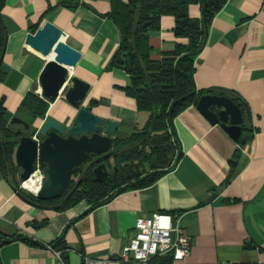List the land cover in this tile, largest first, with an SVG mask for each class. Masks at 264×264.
<instances>
[{
	"label": "crops",
	"instance_id": "1",
	"mask_svg": "<svg viewBox=\"0 0 264 264\" xmlns=\"http://www.w3.org/2000/svg\"><path fill=\"white\" fill-rule=\"evenodd\" d=\"M64 1L78 6L69 8ZM110 2L4 1L2 62L9 71L3 80L0 75V100L8 125L28 92L40 96L38 77L47 59L24 41L27 33L50 21L61 30V40L81 53L72 75L90 85L83 107L118 121L114 140L143 128L147 115L125 91L129 75L110 68L121 42L108 17ZM188 14L199 19L201 10L193 4ZM174 25L173 16L162 15L159 28L146 32L152 60L187 42L175 36ZM194 67L197 91L233 93L246 104L249 119L239 140L191 104L172 120L180 153L171 169L149 186L125 190L91 209L86 202L62 211L37 208L0 171V235L9 239L0 244V264H58L48 245L62 237L65 264L115 257L128 243L136 218L155 212L175 215L174 223L191 237L188 255L175 264H264V0H226L207 28ZM48 104L45 117L59 122L70 124L77 113L62 96ZM42 121L36 119L34 126ZM149 264L173 263L165 254Z\"/></svg>",
	"mask_w": 264,
	"mask_h": 264
},
{
	"label": "trees",
	"instance_id": "2",
	"mask_svg": "<svg viewBox=\"0 0 264 264\" xmlns=\"http://www.w3.org/2000/svg\"><path fill=\"white\" fill-rule=\"evenodd\" d=\"M5 0H0V57L4 51L7 31L1 20V8ZM226 0H111L108 17L117 25L121 33V42L115 52L110 68L124 70L130 78L131 85L125 89L133 97L139 112L146 113L147 119L143 128L133 132L127 139H115L120 146L114 159L115 166L110 175L101 182L95 180L91 171L82 173L80 185L72 195L57 205L52 200L42 201L28 192L18 188L16 175L18 167L14 161V149L21 135L19 130L13 131L3 118L5 108L0 100V171L10 178L12 188L26 199L47 205L62 211L84 200L90 209L109 201L115 195L128 190L146 187L156 181L173 166L177 159L178 141L173 131L172 120L187 106L197 104L203 94H219L229 96L245 112L246 104L233 93H215L214 91H197L193 81L195 71L194 58L201 51L207 28L217 11ZM64 6L75 8L76 2L64 1ZM196 4L201 10L199 19L188 14L190 5ZM162 15H171L175 25V36L186 38V43H177L172 51L166 52L159 60L149 56L150 45L146 32L159 28ZM144 23H147L144 26ZM1 75V71H0ZM48 102L34 92H28L18 112L29 115L28 122L17 115L29 126L36 119H44ZM247 107V106H246ZM31 123V124H30ZM34 127V126H33ZM35 131V127L33 132ZM31 136V135H29ZM44 170L45 164L40 161ZM122 164V166H120ZM82 170V166L74 168ZM0 244L9 241L0 235ZM25 241L28 239L24 238ZM39 245L35 241H30ZM61 251L62 257L67 251L63 237L49 245Z\"/></svg>",
	"mask_w": 264,
	"mask_h": 264
},
{
	"label": "water",
	"instance_id": "3",
	"mask_svg": "<svg viewBox=\"0 0 264 264\" xmlns=\"http://www.w3.org/2000/svg\"><path fill=\"white\" fill-rule=\"evenodd\" d=\"M146 24L144 23V26ZM61 33L57 26L45 21L34 32L27 33L24 41L25 46L47 59L38 77L40 96L48 103H53L63 93L64 101L77 109L70 124L45 117L35 130L38 140L29 135H21L18 139L14 161L19 169L18 178L21 182L33 176L36 159L46 165L40 188L35 193L42 201L52 200L66 193L74 168L87 162L90 154H101L86 167L92 168L95 180L101 182L108 176L104 160L117 153V150L110 149L119 123L97 116L83 107L90 85L72 75V69L78 63L81 53L62 41ZM2 59L3 53L0 57L3 80L9 67ZM68 81L70 85L67 86ZM196 108L211 124H218L223 128L234 141L239 140L242 125L245 119H249L248 108L245 106L243 112L233 99L226 95L203 94L198 98ZM9 124L30 129L29 124L18 116H14ZM80 182L81 179H78L63 202L72 195ZM19 196L37 208H50ZM249 246L251 245L248 244L247 247Z\"/></svg>",
	"mask_w": 264,
	"mask_h": 264
},
{
	"label": "built area",
	"instance_id": "4",
	"mask_svg": "<svg viewBox=\"0 0 264 264\" xmlns=\"http://www.w3.org/2000/svg\"><path fill=\"white\" fill-rule=\"evenodd\" d=\"M34 138L37 139L35 136ZM33 175L39 177L40 188L43 169L39 159L34 161ZM20 187L25 189L23 182ZM174 217L175 215L162 212L137 217L133 233L119 255L111 258L84 257L82 264H149L153 257L165 254H169L175 264L188 255L191 237L177 222L174 223ZM48 247L51 248L49 245ZM52 250L58 264H65L61 251Z\"/></svg>",
	"mask_w": 264,
	"mask_h": 264
},
{
	"label": "rangeland",
	"instance_id": "5",
	"mask_svg": "<svg viewBox=\"0 0 264 264\" xmlns=\"http://www.w3.org/2000/svg\"><path fill=\"white\" fill-rule=\"evenodd\" d=\"M62 95H63V93H61L60 96H62ZM17 115L24 117L25 120L28 121V122L31 120V117L29 115L23 114L22 112H17L15 116H17ZM34 125H35V123H33V126ZM33 126L31 125V127H30L29 130L24 129L21 125H15L12 128H13V131L14 130H19L20 133L23 134V135H31V136L34 137L35 136V131L33 132V129L35 127V130H36V126H34V127ZM14 151H15V149H14ZM13 156H14V153H13ZM109 163H110V165H114L116 167L119 166V163L117 162L116 159H114V157L111 158V160L109 161ZM120 166H122V164ZM80 171H81V168L80 169H76L75 172H73V174L71 176V180H70V189H72L74 187L75 183L77 182L78 178L80 177ZM111 172H112V169H111V166H109V175H110ZM16 184H17L18 188L21 189L22 191H24V192L26 191V192L30 193L26 189H23V188L20 187L21 181L19 180L18 175H16ZM30 194L34 196L33 193H30ZM60 201H59V199H55V200L52 201V203L55 204V205H57Z\"/></svg>",
	"mask_w": 264,
	"mask_h": 264
},
{
	"label": "flooded vegetation",
	"instance_id": "6",
	"mask_svg": "<svg viewBox=\"0 0 264 264\" xmlns=\"http://www.w3.org/2000/svg\"><path fill=\"white\" fill-rule=\"evenodd\" d=\"M120 149V146L119 145H117V144H115L114 142H113V146H112V148L110 149V150H117V152H118V150ZM101 154H97V155H92V154H90V156H89V159L87 160V162H85V163H83L81 166H82V170H81V172L82 173H84V172H88V171H91V169L92 168H90V169H87L86 167H87V164L91 161V160H93V159H95V158H97V157H99ZM114 157V155L113 156H110L109 158H107L106 160H104V163H105V165H106V168H107V171H108V175H109V166H111V169L112 170H115L114 168H115V166L114 165H110V163H109V161L111 160V158H113ZM81 183V182H80ZM80 185V184H79ZM70 189V183H69V187H68V190H67V193L71 190H69ZM67 193H65V194H62L61 196H59V197H57V198H55V199H59V201L61 200V201H63V199L65 198V196H66V194ZM60 201V202H61ZM81 202H85L84 200H81V201H79L78 203H76L74 206H76V205H78L79 203H81Z\"/></svg>",
	"mask_w": 264,
	"mask_h": 264
},
{
	"label": "bare ground",
	"instance_id": "7",
	"mask_svg": "<svg viewBox=\"0 0 264 264\" xmlns=\"http://www.w3.org/2000/svg\"><path fill=\"white\" fill-rule=\"evenodd\" d=\"M23 186L27 191L36 193L39 189V177L37 175L31 176L28 180L23 182Z\"/></svg>",
	"mask_w": 264,
	"mask_h": 264
}]
</instances>
